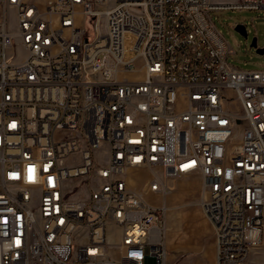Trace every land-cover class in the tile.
Here are the masks:
<instances>
[{
    "label": "built area",
    "instance_id": "2783aa9c",
    "mask_svg": "<svg viewBox=\"0 0 264 264\" xmlns=\"http://www.w3.org/2000/svg\"><path fill=\"white\" fill-rule=\"evenodd\" d=\"M221 8L264 0H0V264H167L143 168L199 177L215 264L264 247V67L229 62Z\"/></svg>",
    "mask_w": 264,
    "mask_h": 264
},
{
    "label": "rangeland",
    "instance_id": "374dc122",
    "mask_svg": "<svg viewBox=\"0 0 264 264\" xmlns=\"http://www.w3.org/2000/svg\"><path fill=\"white\" fill-rule=\"evenodd\" d=\"M213 3H233L238 0H210ZM215 26L221 31L230 49L229 62L238 68L260 69L264 67V54H259L250 45L252 39L256 38L258 46L264 45V11L221 8L210 12ZM237 23L246 25V36L237 31L234 26ZM142 59H136L134 70L127 73L129 76L136 73L142 66ZM231 96L233 94L229 93ZM100 161L103 162L102 152L98 153ZM74 154L68 159L73 161ZM128 186L141 194L142 197L154 206L166 202L165 243L168 248L167 264H214L212 259L204 251L203 241L195 235V226L202 227L199 212L202 211L198 204L199 183L197 176L179 177L171 179L169 184L172 189L162 195L149 189L148 183L152 173L149 169H129L124 173ZM69 182V181H68ZM72 184H80V179L75 177ZM188 214L191 218L184 221L181 217ZM191 224H190V223ZM193 223V224H192ZM194 225V226H193ZM256 253L258 260L250 261L249 264H264V247L253 248L244 264H247L250 254ZM144 264H153L152 259H147Z\"/></svg>",
    "mask_w": 264,
    "mask_h": 264
},
{
    "label": "crops",
    "instance_id": "0c3cea01",
    "mask_svg": "<svg viewBox=\"0 0 264 264\" xmlns=\"http://www.w3.org/2000/svg\"><path fill=\"white\" fill-rule=\"evenodd\" d=\"M170 180L171 179H169V181ZM173 186L174 185H172V187ZM199 216H200L201 221H202V227L198 228V226H195V230H194L195 235L198 236V238L201 240V242L203 241V243H204L203 249H204L206 255L209 256L210 259H212V257H213V263L215 264V239H214L213 229H212V226L209 223V221L205 218L202 211L199 212ZM181 219L184 221L185 220L189 221L191 218L188 216V214H184L181 217ZM166 247H167V245H166ZM167 251H168V248H167ZM258 258H259V256L256 255V253L252 252L250 254V257H249L247 264H249V262L252 260H254V261L258 260ZM167 261H168V259H167Z\"/></svg>",
    "mask_w": 264,
    "mask_h": 264
},
{
    "label": "water",
    "instance_id": "95a60500",
    "mask_svg": "<svg viewBox=\"0 0 264 264\" xmlns=\"http://www.w3.org/2000/svg\"><path fill=\"white\" fill-rule=\"evenodd\" d=\"M234 28L239 31L241 34L246 36V27L242 23H237L235 24ZM252 47L255 48V51L259 54H264V45L263 46H258L256 43V38L254 37L250 43Z\"/></svg>",
    "mask_w": 264,
    "mask_h": 264
},
{
    "label": "bare ground",
    "instance_id": "6f19581e",
    "mask_svg": "<svg viewBox=\"0 0 264 264\" xmlns=\"http://www.w3.org/2000/svg\"><path fill=\"white\" fill-rule=\"evenodd\" d=\"M199 188H200V183H199Z\"/></svg>",
    "mask_w": 264,
    "mask_h": 264
}]
</instances>
